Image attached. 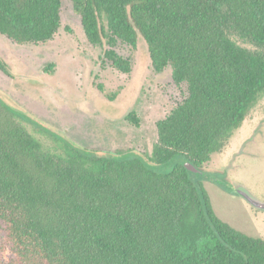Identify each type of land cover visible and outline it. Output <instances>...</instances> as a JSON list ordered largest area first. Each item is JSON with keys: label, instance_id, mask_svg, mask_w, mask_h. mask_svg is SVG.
<instances>
[{"label": "trees", "instance_id": "1", "mask_svg": "<svg viewBox=\"0 0 264 264\" xmlns=\"http://www.w3.org/2000/svg\"><path fill=\"white\" fill-rule=\"evenodd\" d=\"M70 1L104 64L130 73L122 50L141 34L182 98L149 156L97 153L45 129L65 148L52 149L0 98V264H264V239L219 218L185 165L202 170L223 152L264 97V0ZM63 2L0 0V34L52 40ZM0 69L10 74L1 57ZM175 158L168 172L146 163Z\"/></svg>", "mask_w": 264, "mask_h": 264}, {"label": "rangeland", "instance_id": "2", "mask_svg": "<svg viewBox=\"0 0 264 264\" xmlns=\"http://www.w3.org/2000/svg\"><path fill=\"white\" fill-rule=\"evenodd\" d=\"M104 46L89 42L73 3L64 0L62 26L46 43L18 44L0 34V57L10 74L0 69V98L32 120L27 127L52 149L64 140L95 152L149 156L158 138L157 122L182 98L170 68L157 72L147 41L140 34L136 48L125 46L133 68L123 73L104 64ZM134 111L139 125L128 119ZM35 121V122H34ZM146 162L159 172L177 163ZM200 173H191L203 185L216 215L237 230L264 239V210L236 193L246 187L264 201V97L252 108L221 153L212 156ZM1 236V228H0Z\"/></svg>", "mask_w": 264, "mask_h": 264}, {"label": "water", "instance_id": "3", "mask_svg": "<svg viewBox=\"0 0 264 264\" xmlns=\"http://www.w3.org/2000/svg\"><path fill=\"white\" fill-rule=\"evenodd\" d=\"M186 167L189 171L194 173H203L201 169H199L197 166H195L191 162H187ZM238 194L243 197L249 204H251L253 207L264 210V201H261L256 196H254L246 187H239L237 190Z\"/></svg>", "mask_w": 264, "mask_h": 264}]
</instances>
